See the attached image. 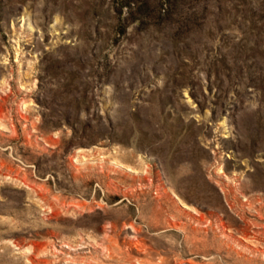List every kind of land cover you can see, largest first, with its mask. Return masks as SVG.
I'll use <instances>...</instances> for the list:
<instances>
[{
  "label": "rangeland",
  "instance_id": "1",
  "mask_svg": "<svg viewBox=\"0 0 264 264\" xmlns=\"http://www.w3.org/2000/svg\"><path fill=\"white\" fill-rule=\"evenodd\" d=\"M0 264H264V0H0Z\"/></svg>",
  "mask_w": 264,
  "mask_h": 264
},
{
  "label": "bare ground",
  "instance_id": "2",
  "mask_svg": "<svg viewBox=\"0 0 264 264\" xmlns=\"http://www.w3.org/2000/svg\"><path fill=\"white\" fill-rule=\"evenodd\" d=\"M139 243V242H138Z\"/></svg>",
  "mask_w": 264,
  "mask_h": 264
}]
</instances>
